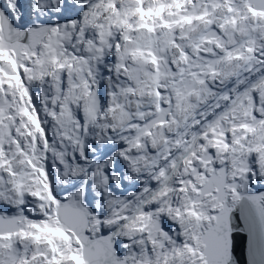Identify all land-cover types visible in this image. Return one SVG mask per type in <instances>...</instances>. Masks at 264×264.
<instances>
[{
	"label": "snow or ice",
	"instance_id": "snow-or-ice-1",
	"mask_svg": "<svg viewBox=\"0 0 264 264\" xmlns=\"http://www.w3.org/2000/svg\"><path fill=\"white\" fill-rule=\"evenodd\" d=\"M264 0H0V264H264Z\"/></svg>",
	"mask_w": 264,
	"mask_h": 264
},
{
	"label": "water",
	"instance_id": "water-1",
	"mask_svg": "<svg viewBox=\"0 0 264 264\" xmlns=\"http://www.w3.org/2000/svg\"><path fill=\"white\" fill-rule=\"evenodd\" d=\"M237 241V256L240 259L241 264H247V235L242 234L238 236Z\"/></svg>",
	"mask_w": 264,
	"mask_h": 264
},
{
	"label": "bare ground",
	"instance_id": "bare-ground-1",
	"mask_svg": "<svg viewBox=\"0 0 264 264\" xmlns=\"http://www.w3.org/2000/svg\"><path fill=\"white\" fill-rule=\"evenodd\" d=\"M255 190H256V191H264V186L256 185V186H255Z\"/></svg>",
	"mask_w": 264,
	"mask_h": 264
}]
</instances>
